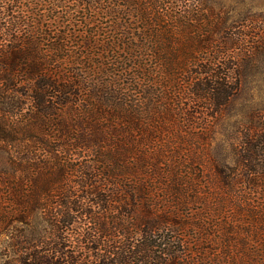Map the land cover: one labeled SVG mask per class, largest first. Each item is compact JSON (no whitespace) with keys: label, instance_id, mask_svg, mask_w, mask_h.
I'll return each mask as SVG.
<instances>
[{"label":"trees","instance_id":"1","mask_svg":"<svg viewBox=\"0 0 264 264\" xmlns=\"http://www.w3.org/2000/svg\"><path fill=\"white\" fill-rule=\"evenodd\" d=\"M220 23L200 0H0L7 264H264V107L215 137L252 36Z\"/></svg>","mask_w":264,"mask_h":264},{"label":"rangeland","instance_id":"2","mask_svg":"<svg viewBox=\"0 0 264 264\" xmlns=\"http://www.w3.org/2000/svg\"><path fill=\"white\" fill-rule=\"evenodd\" d=\"M179 1L181 0H175L176 3ZM200 2L203 8L212 7L220 13V26L225 31L230 33L244 30L252 36L248 39L247 47L253 49V52L239 65V90L223 107L216 125V140L226 141L240 126L254 120V114L264 107V51L260 48L254 49L255 46L253 48L251 44L264 41V0H200ZM0 160L2 161L1 154ZM1 164L2 162L0 167ZM3 246L0 244V264H7L10 256Z\"/></svg>","mask_w":264,"mask_h":264}]
</instances>
